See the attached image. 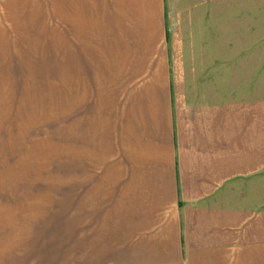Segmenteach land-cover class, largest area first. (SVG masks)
<instances>
[{
  "label": "crops",
  "instance_id": "obj_1",
  "mask_svg": "<svg viewBox=\"0 0 264 264\" xmlns=\"http://www.w3.org/2000/svg\"><path fill=\"white\" fill-rule=\"evenodd\" d=\"M197 4L0 0V264H264V0Z\"/></svg>",
  "mask_w": 264,
  "mask_h": 264
},
{
  "label": "rangeland",
  "instance_id": "obj_2",
  "mask_svg": "<svg viewBox=\"0 0 264 264\" xmlns=\"http://www.w3.org/2000/svg\"><path fill=\"white\" fill-rule=\"evenodd\" d=\"M186 2V3H185ZM192 6V16L194 18V34L196 42L199 41V35L197 32V26L199 22L196 19L199 10L201 9L199 0H177V9L181 11L182 19L186 14V4ZM79 76V75H77ZM74 75H65V197H66V215L71 214V204L73 198L74 189V177L72 176L73 169L81 166L80 161L76 162L73 153V139L75 136V118L76 113L78 117V111L75 110V94H74ZM78 83V82H77ZM78 98V96H77ZM79 184V182H78Z\"/></svg>",
  "mask_w": 264,
  "mask_h": 264
}]
</instances>
